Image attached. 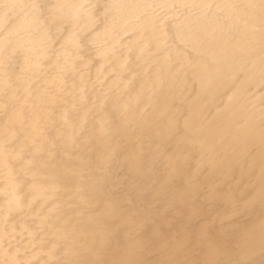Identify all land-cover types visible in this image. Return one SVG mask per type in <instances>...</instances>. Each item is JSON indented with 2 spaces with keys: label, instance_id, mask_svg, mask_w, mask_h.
Segmentation results:
<instances>
[{
  "label": "bare ground",
  "instance_id": "6f19581e",
  "mask_svg": "<svg viewBox=\"0 0 264 264\" xmlns=\"http://www.w3.org/2000/svg\"><path fill=\"white\" fill-rule=\"evenodd\" d=\"M0 264H264V0H0Z\"/></svg>",
  "mask_w": 264,
  "mask_h": 264
}]
</instances>
